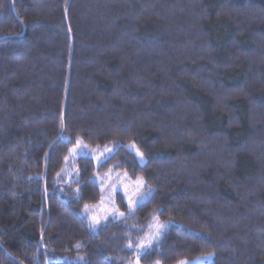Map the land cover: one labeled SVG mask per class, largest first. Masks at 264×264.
I'll return each instance as SVG.
<instances>
[{
  "label": "trees",
  "instance_id": "1",
  "mask_svg": "<svg viewBox=\"0 0 264 264\" xmlns=\"http://www.w3.org/2000/svg\"><path fill=\"white\" fill-rule=\"evenodd\" d=\"M110 168L174 223L142 264H264V0H0V264H123L83 215Z\"/></svg>",
  "mask_w": 264,
  "mask_h": 264
},
{
  "label": "rangeland",
  "instance_id": "2",
  "mask_svg": "<svg viewBox=\"0 0 264 264\" xmlns=\"http://www.w3.org/2000/svg\"><path fill=\"white\" fill-rule=\"evenodd\" d=\"M120 144L108 142L103 145L88 146L81 140L70 149L67 160V168L74 170V161L78 157H88L99 166L106 159L111 157ZM125 150L134 155L140 165L145 162L144 156L134 143L124 146ZM91 180L100 188L101 198L97 204L87 205L83 215L86 216L89 227L96 230L101 224L107 221L119 222L121 227L120 239L115 242L112 257L123 264H142L140 256L160 241L163 234L174 225L172 221L161 222L153 217L145 224L132 220L136 207L146 201L153 192V188L145 185L143 179L138 176L131 178L122 169L110 168L103 173H95ZM122 194L126 211L122 212L116 203V194ZM69 197H74L73 195ZM213 261L212 255H202L194 260H183L177 264H210ZM159 264V263H157Z\"/></svg>",
  "mask_w": 264,
  "mask_h": 264
},
{
  "label": "snow or ice",
  "instance_id": "3",
  "mask_svg": "<svg viewBox=\"0 0 264 264\" xmlns=\"http://www.w3.org/2000/svg\"><path fill=\"white\" fill-rule=\"evenodd\" d=\"M182 264H184V262H182Z\"/></svg>",
  "mask_w": 264,
  "mask_h": 264
}]
</instances>
